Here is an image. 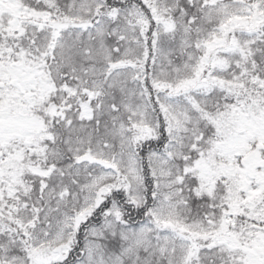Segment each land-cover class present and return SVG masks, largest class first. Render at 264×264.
<instances>
[{
	"label": "snow or ice",
	"instance_id": "1",
	"mask_svg": "<svg viewBox=\"0 0 264 264\" xmlns=\"http://www.w3.org/2000/svg\"><path fill=\"white\" fill-rule=\"evenodd\" d=\"M0 264H264V0H0Z\"/></svg>",
	"mask_w": 264,
	"mask_h": 264
}]
</instances>
